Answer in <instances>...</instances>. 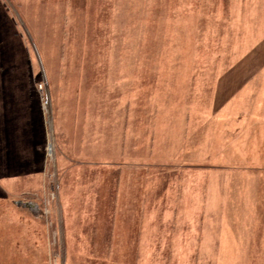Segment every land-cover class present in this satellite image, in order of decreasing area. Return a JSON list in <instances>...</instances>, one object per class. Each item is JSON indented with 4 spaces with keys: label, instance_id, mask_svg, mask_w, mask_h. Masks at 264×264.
Returning <instances> with one entry per match:
<instances>
[{
    "label": "rangeland",
    "instance_id": "1",
    "mask_svg": "<svg viewBox=\"0 0 264 264\" xmlns=\"http://www.w3.org/2000/svg\"><path fill=\"white\" fill-rule=\"evenodd\" d=\"M263 8L264 0H0V264H264V206H247L250 191L229 190L250 187L251 176L214 169L209 199L179 219L160 189L186 174L144 179L132 160L110 157L124 153L125 106L155 103L157 85L166 104L173 93L203 104L206 75L253 48L238 31ZM114 103L115 150L103 139L99 173L70 175L80 160L64 157L76 140L59 122L68 129L94 110L107 130ZM201 155L190 178L202 185ZM115 163L128 168L124 182Z\"/></svg>",
    "mask_w": 264,
    "mask_h": 264
},
{
    "label": "crops",
    "instance_id": "2",
    "mask_svg": "<svg viewBox=\"0 0 264 264\" xmlns=\"http://www.w3.org/2000/svg\"><path fill=\"white\" fill-rule=\"evenodd\" d=\"M256 15L258 17L244 26L245 29L239 28L237 37L245 41L253 40L250 44L253 48L247 54L236 52L238 54L231 58L229 66L221 67L222 69L206 75V79L213 81L205 83L204 96L203 99L201 98L203 104H199L195 99L194 102L190 99L188 103H184V100L182 101L175 93L172 103L166 104L165 88L157 85L155 103L151 99L150 102L147 100L136 106L133 103L125 106L128 109L126 108L124 114V122H126L124 153L115 152L110 157L116 160H132L128 163L132 169L137 170V175L144 174V179L155 174L154 171L158 173L157 175L161 172L162 176V172L165 174L167 169L173 173L186 174L187 180L180 183L169 182L166 189L164 186L160 189L164 194L166 191V197H171L167 213L170 212L179 219L183 215L182 211L191 215L196 214L198 198L202 196L203 200H206L212 191L211 184L214 182H209L211 178L208 176L217 169L221 174L243 175L246 178L251 176L249 179L253 183L250 187L237 183V188L229 187V190L250 191L251 195L246 197L249 200L247 206H264V203L258 201L259 195L264 191V184H261L264 183L262 177L264 176V10L258 11ZM239 45L242 44L238 43L237 46ZM116 109L117 104L114 103L109 117L112 127L108 126L107 130L98 123L97 126L95 125L94 121L103 120V116L99 111L95 114L94 110L92 114H77L74 125L69 126L68 129L59 122L60 134L62 136L66 134L69 143L73 138L76 140V144H73L75 149L66 151L68 156L64 157L67 160H80L77 165L72 166L75 169H70V175L86 176L84 174L87 173L90 177L94 171L99 173L101 141L108 139L106 142L110 145L112 143V149L115 150L116 137L121 134L116 126L118 118L120 119V116L118 117L114 112ZM86 120L92 124H85ZM137 132L141 137L139 141L134 142L130 137L134 134L136 139ZM112 135L115 138L113 141L110 139ZM136 143L140 144V148H132ZM69 148L68 145L67 150ZM139 150L140 154L137 155ZM132 151L135 153L132 154ZM197 153H203V156L201 155L203 163L199 164L203 166L207 175L202 185L197 184L195 180L191 181L190 178L191 172L195 173L198 167ZM134 158L140 160L134 162ZM214 158L221 160L220 165L214 166L212 162ZM79 164H82V167L78 169ZM115 164L120 170L121 180H125L122 175H127V166L123 163ZM94 179L92 178L90 190L96 184ZM224 183L225 181L222 180L221 187L220 182L217 183L219 189L224 190ZM139 186L143 192L149 190L148 182L145 180L143 185ZM118 187L122 189L121 185ZM86 189L83 185L79 191ZM144 197L148 199L143 194L140 206L149 207V201H143ZM210 199L212 200L211 196ZM191 215L185 216L187 219L185 221L188 223L193 222ZM144 222H149V219L146 217ZM247 223L260 224L261 220L252 219Z\"/></svg>",
    "mask_w": 264,
    "mask_h": 264
},
{
    "label": "built area",
    "instance_id": "3",
    "mask_svg": "<svg viewBox=\"0 0 264 264\" xmlns=\"http://www.w3.org/2000/svg\"><path fill=\"white\" fill-rule=\"evenodd\" d=\"M46 104H48V103L46 102Z\"/></svg>",
    "mask_w": 264,
    "mask_h": 264
},
{
    "label": "bare ground",
    "instance_id": "4",
    "mask_svg": "<svg viewBox=\"0 0 264 264\" xmlns=\"http://www.w3.org/2000/svg\"><path fill=\"white\" fill-rule=\"evenodd\" d=\"M50 150H51V148H50Z\"/></svg>",
    "mask_w": 264,
    "mask_h": 264
}]
</instances>
